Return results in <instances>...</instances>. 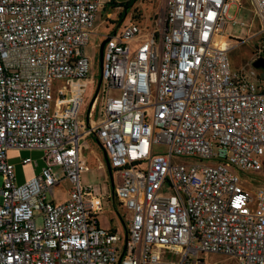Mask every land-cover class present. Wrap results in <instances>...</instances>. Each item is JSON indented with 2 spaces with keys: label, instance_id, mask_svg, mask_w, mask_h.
I'll use <instances>...</instances> for the list:
<instances>
[{
  "label": "built area",
  "instance_id": "1",
  "mask_svg": "<svg viewBox=\"0 0 264 264\" xmlns=\"http://www.w3.org/2000/svg\"><path fill=\"white\" fill-rule=\"evenodd\" d=\"M232 1L163 0L147 28L128 11L88 100L97 120L82 129L88 94L63 81L91 78L86 48L105 1L0 0V264H216L199 257L206 252L264 264V185L251 190L238 172L263 167L264 78L253 62L264 36L252 62L234 68L217 42ZM249 2L264 33V0ZM91 133L113 167L108 196L128 210L127 240L100 225L106 194L82 180ZM13 149L41 151V171L20 182ZM62 180L69 196L56 202ZM163 244L178 258L163 257Z\"/></svg>",
  "mask_w": 264,
  "mask_h": 264
},
{
  "label": "rangeland",
  "instance_id": "2",
  "mask_svg": "<svg viewBox=\"0 0 264 264\" xmlns=\"http://www.w3.org/2000/svg\"><path fill=\"white\" fill-rule=\"evenodd\" d=\"M134 7L141 9L143 12V19L140 21V25L147 28L153 24V17L163 11V0H135L133 4ZM116 7L108 8L106 10H100L98 12L97 18L95 20V25L92 30L90 42L86 48V53L90 58L91 66L89 70V76L91 78L85 80H79L71 82L65 80L63 82L70 83V87L73 90H80L88 94L87 98L89 103L94 97L98 81L101 78V61H100V49L102 42L110 35V30L106 24L105 17L110 11H115ZM120 10V9H119ZM116 16V15H114ZM114 16L109 17V25L118 20V17L114 19ZM229 22L226 25L224 33H232L236 36H240L243 39L239 42L233 41L232 47L229 48L230 57L234 68H238L242 65H247L251 63L254 58V52L257 46L262 43L263 35H256L250 38V34H256L260 31L262 25L259 17L254 14L253 8L250 7L248 0H234L231 2V6L228 13ZM128 19V18H127ZM233 19H238L239 22L233 21ZM240 21H245L250 25L241 24ZM247 34L249 38H247ZM246 39V40H245ZM259 73L264 75V69L259 68ZM120 93V90L118 91ZM102 101V99H101ZM90 145V149H86V156L89 159V170L83 173L82 180L84 183H92L96 186H106L110 191L113 190V182L109 173L108 168H100L99 164L101 161V147L95 136H90L87 140ZM100 147V148H99ZM158 147L163 150L168 149L167 144H159ZM104 152V151H103ZM103 154V153H102ZM30 155L33 158L40 157L42 154L40 151H26L13 149L10 152V161L17 163L18 166L22 165V158ZM199 160L196 157H184L177 156L174 158L175 163L187 164V163H197ZM263 167L259 169L238 171L244 184L251 190L258 189L260 186L264 185V156L262 157ZM20 181V180H19ZM21 182V181H20ZM2 179L0 177V187L2 186ZM71 184L68 180L62 181L57 184L55 188L56 201H64L69 196V189ZM168 192V191H167ZM52 197V196H50ZM111 202V201H110ZM123 220L128 224L130 223V217L128 210L121 208ZM115 210L112 205H108L105 211L100 216V222L102 226H114L119 228V233L123 236L125 233V226L119 224L116 217L111 220V216H114ZM40 222V220H39ZM160 254L163 257L178 258L179 248L174 247L171 244L165 245L159 249ZM200 258L204 259L209 263L216 264H238V259L233 258L230 255L218 253V252H206L199 255Z\"/></svg>",
  "mask_w": 264,
  "mask_h": 264
},
{
  "label": "crops",
  "instance_id": "3",
  "mask_svg": "<svg viewBox=\"0 0 264 264\" xmlns=\"http://www.w3.org/2000/svg\"><path fill=\"white\" fill-rule=\"evenodd\" d=\"M105 3L108 2L109 0H104ZM118 2H126L128 0H117ZM249 1V0H248ZM250 4V7L252 8V5L251 3L249 2ZM120 9V10H119ZM104 10V9H102ZM123 11V7L122 6H118L116 7V10L115 11H110L108 14H107V18L105 17V22L110 30L113 31V29L115 28V22H113L112 24L109 25V17H112L114 15V19L116 17H118V15ZM119 19V18H118ZM262 32V27L260 29V31L258 33H256L257 35H263L264 36V33H261ZM227 36H233V37H236V35L232 34V33H226ZM256 36V35H255ZM233 40V39H231ZM235 41V40H233ZM135 47V44L134 46ZM261 78H264V76L261 74ZM264 83V82H263ZM262 84V83H260ZM88 96V95H87ZM81 119L83 121V125H82V129L85 128V126L89 127L93 122H95L97 120V117L96 115L94 117H89V108H88V98H87V102L85 103V105L83 106V110H82V114H81ZM90 136H95V138L98 140L99 144H100V147H101V161H100V164H99V167L100 168H108V165H107V161H106V158H105V151H104V148L101 144V141L100 139L98 138V136L95 134V133H91L90 135H88L86 137V145L84 147V152H85V155H86V149H90V145H89V142L87 141L88 138ZM99 147V148H100ZM12 150H10L11 152ZM26 151H30V150H26ZM34 151H37V150H34ZM104 151V152H103ZM10 152H9V158L11 159L10 157ZM41 152V151H40ZM103 153V154H102ZM41 156L40 157H37L35 159L34 162H31V163H27V164H23L21 166H18L17 163L13 162L16 164V170H17V175H18V180H20L21 182H24L26 180H28L29 178H31L33 175L39 173L41 171V168L44 166L45 162H44V159H43V153L41 152ZM30 155H26V157H29ZM32 157V156H31ZM12 160V159H11ZM87 161H88V170H89V159L87 157ZM87 170V171H88ZM86 172V171H85ZM84 172V173H85ZM2 181H3V177L0 175ZM62 181H65V180H62ZM61 181V182H62ZM60 183V182H59ZM2 186H3V183H2ZM1 186V187H2ZM57 186V185H56ZM0 187V188H1ZM100 189L105 192L106 196L105 198L103 199V205H104V210L99 214L98 216V219H99V223L101 225V222H100V216L101 214L104 213L105 211V208L106 206L108 205H112L113 209L115 210L114 212V216H111V220H114V218L116 217V219L118 220L119 224L122 226V219L120 217V214L122 213V210H121V205H120V202L112 195L111 197L108 196L109 193H113V190L110 191L107 187V185L105 186H99ZM56 188V187H55ZM53 199L56 201V199L53 197ZM67 199V198H66ZM0 201H1V196H0ZM111 201V202H110ZM56 202H60V201H56ZM102 226V225H101ZM104 228H108V229H113V230H118L119 231V228L118 227H114V226H108V227H105V226H102Z\"/></svg>",
  "mask_w": 264,
  "mask_h": 264
},
{
  "label": "bare ground",
  "instance_id": "4",
  "mask_svg": "<svg viewBox=\"0 0 264 264\" xmlns=\"http://www.w3.org/2000/svg\"><path fill=\"white\" fill-rule=\"evenodd\" d=\"M217 42L223 46L224 48H231L233 45V41L228 38L225 34H219L217 36ZM120 90V93L118 92ZM116 95L117 96H124V88L123 87H116ZM221 98L222 99H234L235 98V91H221ZM89 115H93V108H89ZM87 208L89 210H99L100 209V202L94 201H87ZM170 245V244H165Z\"/></svg>",
  "mask_w": 264,
  "mask_h": 264
},
{
  "label": "water",
  "instance_id": "5",
  "mask_svg": "<svg viewBox=\"0 0 264 264\" xmlns=\"http://www.w3.org/2000/svg\"><path fill=\"white\" fill-rule=\"evenodd\" d=\"M127 15V13L125 14V16ZM125 18V17H124ZM124 18L119 21V23L116 24V27L114 29V31L116 32L118 30V28L121 26ZM110 36H108L103 42H102V45H101V49H100V61H101V68L103 67V60H104V49H105V45L108 41ZM253 65L256 67V68H264V57H261V58H258L256 59L254 62H253ZM102 79H103V74L101 72V78L100 80L98 81V87H97V92L99 91L100 89V86H101V83H102ZM96 92V93H97ZM104 151H105V158H106V161H107V165H108V170H109V173H110V176H111V179H112V182H113V189L115 187V180H114V171H113V167L111 165V162L109 160V157H108V153H107V150L104 148ZM125 237H126V240L128 239V231L126 229V232H125Z\"/></svg>",
  "mask_w": 264,
  "mask_h": 264
},
{
  "label": "trees",
  "instance_id": "6",
  "mask_svg": "<svg viewBox=\"0 0 264 264\" xmlns=\"http://www.w3.org/2000/svg\"><path fill=\"white\" fill-rule=\"evenodd\" d=\"M144 1H146V0H144ZM134 3H135V0H128L126 2H118L117 0H109L104 5V10L108 9L109 7L110 8L118 7V6L123 7V11L118 15L119 19L116 20L115 23H118L119 21H121L125 17V14L130 10H133L134 17L136 19L142 20L143 19V12L141 11V9L133 7Z\"/></svg>",
  "mask_w": 264,
  "mask_h": 264
}]
</instances>
